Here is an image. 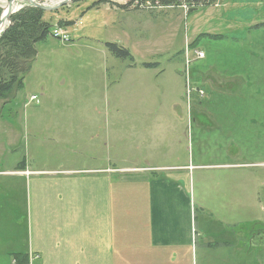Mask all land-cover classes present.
<instances>
[{
	"label": "rangeland",
	"instance_id": "374dc122",
	"mask_svg": "<svg viewBox=\"0 0 264 264\" xmlns=\"http://www.w3.org/2000/svg\"><path fill=\"white\" fill-rule=\"evenodd\" d=\"M11 1L0 0V20ZM35 1L55 7L64 0ZM96 1H72L58 13H45V20L69 34L72 42L64 44L52 34L40 42L23 88L12 99L0 100V167L13 169L22 163L30 171H46L23 184L0 178L9 182L7 195L15 203L9 205L10 217L0 219V264H10L2 242L12 237L2 227L12 230L11 224L22 226L23 220L27 225L21 235L26 233L27 245L31 243L44 257L43 263L31 257L28 264H76L77 259L88 264L83 250L98 239L89 229L119 226L112 216L114 206L111 216L107 210L93 211L94 205L87 203L93 197L88 184L93 177L78 174L79 184H72L70 191L79 197L81 211L70 217L69 206L57 208L56 203L66 176L54 173L64 171L66 164L78 170L97 167L106 153V159H112L109 181L119 182L124 174L114 168L137 166L136 146L142 135L134 118L179 114L170 111L171 101H180L190 117L185 123L170 124L175 126L171 137L176 154L186 150L194 164L217 165L230 156L225 161L249 165L248 176L234 171L228 177L224 170L212 167L194 171L198 193L207 198V211L212 210L198 211L194 226L199 235L206 223L216 224L221 216H231L244 230L263 231L264 0H217L196 9L184 4L153 6L151 0H108L92 8ZM27 6H32L27 0H17L11 16ZM60 20L73 24L62 27ZM106 43L126 48L131 57H115ZM198 52L204 56L198 58ZM142 126L147 131L146 123ZM168 126L160 122L164 130ZM224 178L234 185L238 184L234 181L249 180L247 211L242 185L238 203L219 195ZM126 184L127 205H132L139 185ZM137 224L148 226L142 219L125 221V225ZM68 229L73 235L66 233Z\"/></svg>",
	"mask_w": 264,
	"mask_h": 264
},
{
	"label": "crops",
	"instance_id": "0c3cea01",
	"mask_svg": "<svg viewBox=\"0 0 264 264\" xmlns=\"http://www.w3.org/2000/svg\"><path fill=\"white\" fill-rule=\"evenodd\" d=\"M199 104L202 106L203 102L200 100ZM169 108L170 111H177L179 114H168L161 117V114L150 113L134 118L138 124L137 129L141 128L142 135L139 147L136 146L137 166L114 168L113 171H120L124 174L123 176L120 174L119 182L115 183L111 179L109 181L108 175H112V159L108 156L106 159V153L102 158V163H99L97 158L93 159L99 163L97 167L78 170L66 164L68 168L54 173L58 177L66 176V180H63L60 187L62 190L59 192L56 203L58 202L57 208L60 204L69 206V211H71L68 215L70 217L73 213L81 211L79 197L74 196L73 191H70L72 184L76 182L79 184L78 174H88L93 177L88 183L93 197L87 202L94 205L93 211L96 208L97 211L106 213L107 210L111 216L114 206L112 216L119 220V226L89 229V234L95 235L98 239L94 240L95 243L90 245L88 250H83L87 255L88 264L93 261H97L98 264H264V230L256 232L255 227L253 230H244L235 225L231 216H221L215 221L216 224L206 223L199 235V231L194 226L198 211L205 212L209 209L205 205L208 202L207 198L198 193L194 171L212 167L219 171L224 170L229 177L234 171L247 175L249 165L225 161L228 156L217 165L194 164L189 155L187 156L186 150L176 154L177 149L173 148L175 144L171 137L173 134L171 130L175 126L170 127V124L185 123V119L189 120L190 117L186 116L187 113L185 114V109L180 106V101H171ZM151 122H157L159 125L149 127L148 124ZM160 122L168 124V130L160 127ZM201 122L202 120L199 121ZM144 123H146L147 131L142 126ZM178 128L182 131L180 126ZM180 137L183 139L185 132L180 133ZM107 155L111 156V153L108 151ZM228 159L231 157L229 156ZM106 161L107 165H104ZM132 171H141L142 174H126ZM38 174L44 175L46 171H30L27 169V164L22 163L14 166L13 169L0 167V178L12 179L11 181L17 179L22 184L27 179L32 182V176ZM64 181L68 183L67 190H64ZM128 182H135L139 185L131 199L132 205H127L126 183ZM234 182L238 184L234 185L233 181L230 182L224 178L218 193L228 202L237 201L238 203V189L242 185L244 200H246L243 209L247 211L250 208L248 194L252 185L247 179ZM8 184L7 180H0V194H2L0 219L9 218V205L14 206L15 204L12 197L8 198L6 191ZM65 193L67 202L70 196L68 203H65ZM24 196L26 198L25 191ZM207 212H212V210ZM108 219L111 220L113 217H108ZM129 219H142L148 226L125 225V221ZM11 225L12 230L9 227L5 228V225L2 227L12 235L8 241L5 237L2 242L7 245L3 253L9 257V263L27 264V254L28 259L35 255L36 258L33 261L39 259L43 263L44 257L41 256L40 251H36L31 243L27 245L26 233L21 235L27 222L23 220L22 226ZM66 233L73 235L71 229L66 230ZM74 261L80 264L78 259Z\"/></svg>",
	"mask_w": 264,
	"mask_h": 264
},
{
	"label": "trees",
	"instance_id": "16d2710c",
	"mask_svg": "<svg viewBox=\"0 0 264 264\" xmlns=\"http://www.w3.org/2000/svg\"><path fill=\"white\" fill-rule=\"evenodd\" d=\"M84 0H73L77 4ZM159 2L162 6L188 5L192 9L199 6L211 5L217 0H151ZM108 0H98L91 7H99ZM67 7V6H66ZM65 7V8H66ZM90 7V8H91ZM127 8V6H121ZM61 8V10H63ZM47 11L34 6H27L11 16L9 27L0 35V100L8 101L20 91L27 75L31 72L38 55L37 46L51 36L54 24L45 20ZM51 12V14L58 13ZM1 16V12H0ZM72 22L60 20L59 26L68 27ZM106 49L115 57L127 59L131 53L126 48L116 43H106ZM145 65V64H144ZM156 64H146L145 67H153ZM17 259V258H16ZM28 264V254H27Z\"/></svg>",
	"mask_w": 264,
	"mask_h": 264
},
{
	"label": "water",
	"instance_id": "95a60500",
	"mask_svg": "<svg viewBox=\"0 0 264 264\" xmlns=\"http://www.w3.org/2000/svg\"><path fill=\"white\" fill-rule=\"evenodd\" d=\"M17 0H13L9 3L8 5V11L2 15V18L0 20V35L2 32H4L7 28L8 25H10L11 23V13L13 10V6L15 4ZM32 6L39 8L43 11H47V12H55L57 10H59L60 8L67 6L70 2H72L73 0H64L63 2H61L60 4H58L55 7H49V6H44L38 2H36L35 0H27Z\"/></svg>",
	"mask_w": 264,
	"mask_h": 264
},
{
	"label": "built area",
	"instance_id": "2783aa9c",
	"mask_svg": "<svg viewBox=\"0 0 264 264\" xmlns=\"http://www.w3.org/2000/svg\"><path fill=\"white\" fill-rule=\"evenodd\" d=\"M151 3H153L152 1H151ZM154 4L155 5H159V2H156V3H153V6H154ZM184 6H187V5H185L184 4ZM187 8V7H186ZM52 36L55 38V39H57V40H59L60 42H62V43H69V42H72V40H71V38H70V36H69V34H67L66 32H64L61 28H59V27H56V28H54L53 29V31H52ZM204 56V54L203 53H201V52H198V58H202ZM199 91V94L201 95V96H203L204 95V92L202 91V90H198ZM189 92H191V91H189ZM199 95V96H200ZM36 99V98H35ZM36 257H32V259L34 260Z\"/></svg>",
	"mask_w": 264,
	"mask_h": 264
},
{
	"label": "bare ground",
	"instance_id": "6f19581e",
	"mask_svg": "<svg viewBox=\"0 0 264 264\" xmlns=\"http://www.w3.org/2000/svg\"><path fill=\"white\" fill-rule=\"evenodd\" d=\"M7 9H8V6L6 5V7H5V13L8 11Z\"/></svg>",
	"mask_w": 264,
	"mask_h": 264
}]
</instances>
